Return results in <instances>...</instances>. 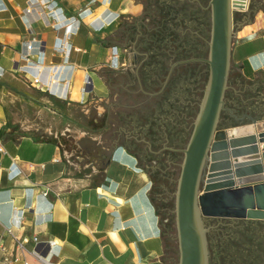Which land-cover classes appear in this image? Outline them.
I'll return each mask as SVG.
<instances>
[{
  "label": "crops",
  "instance_id": "1",
  "mask_svg": "<svg viewBox=\"0 0 264 264\" xmlns=\"http://www.w3.org/2000/svg\"><path fill=\"white\" fill-rule=\"evenodd\" d=\"M143 12L138 0H0V264H177L167 173L108 132L103 107L89 114L128 47L122 26ZM235 35L237 76L261 85L264 111V10Z\"/></svg>",
  "mask_w": 264,
  "mask_h": 264
},
{
  "label": "rangeland",
  "instance_id": "2",
  "mask_svg": "<svg viewBox=\"0 0 264 264\" xmlns=\"http://www.w3.org/2000/svg\"><path fill=\"white\" fill-rule=\"evenodd\" d=\"M138 1L144 12L141 18L132 21L130 32L122 34V42H127L128 47L121 51V64L113 73L104 74L108 90L103 98L92 99L89 114L91 117L95 113L93 106L103 107V111L99 110L104 118L115 121V126L110 127L114 131L108 132L120 134L121 142L142 156H150L153 166L167 173L175 193L183 159L180 149L188 141L203 96L207 64L194 62L176 66L162 89L174 62L208 56L209 0ZM263 3L264 0H247L244 9L232 10L231 43L245 18L253 19ZM168 10L172 15L166 23V37L159 45H154L149 39L151 30L160 23L159 12ZM235 65L230 57L225 102L239 113L245 109L259 110L256 112L261 116L264 111L252 102L261 85H247L237 76ZM224 119L220 114V127L232 124ZM95 129L104 130L103 121L90 122L89 132ZM164 147L172 148L173 152L162 154ZM172 200L175 201V194ZM226 219H203L209 264H264V221L258 224Z\"/></svg>",
  "mask_w": 264,
  "mask_h": 264
},
{
  "label": "water",
  "instance_id": "3",
  "mask_svg": "<svg viewBox=\"0 0 264 264\" xmlns=\"http://www.w3.org/2000/svg\"><path fill=\"white\" fill-rule=\"evenodd\" d=\"M210 38L206 58L174 62L173 68L190 61L204 62L208 77L192 130L183 149L175 190L177 264H209L202 222L205 218L264 221V131L230 135L227 130L256 126L252 115L236 116L225 106V90L231 57V0H209ZM228 111L235 122L218 125Z\"/></svg>",
  "mask_w": 264,
  "mask_h": 264
},
{
  "label": "flooded vegetation",
  "instance_id": "4",
  "mask_svg": "<svg viewBox=\"0 0 264 264\" xmlns=\"http://www.w3.org/2000/svg\"><path fill=\"white\" fill-rule=\"evenodd\" d=\"M247 20V18H245V21ZM130 27V26H129ZM129 27H127V29H125L126 27L125 26H122V29H121V33H124V32H127V33H129L130 32V28ZM127 30V31H126ZM194 62H200V61H190V62H186V63H180V64H177L176 66H179V65H184V64H188V63H194ZM175 66V67H176ZM174 67V68H175ZM172 72H173V70H172ZM172 72H171V74H172ZM171 74H170V76H171ZM170 76H169V78H168V80H167V82H166V84L168 83V81H169V79H170ZM166 84L165 85H163V89H162V87L160 88V90L162 89V90H164V87L166 86ZM225 106L226 107H228V108H230L231 110H232V112L236 115V116H238V117H241V116H243V115H245V114H248V115H252V116H254V115H257L258 113V111L259 110H249V109H245L244 111H242V112H237V110H235V109H233L231 106H229V105H227V102H225ZM258 109H261L262 107L259 105V106H256ZM263 110V109H262ZM257 111V112H256ZM222 116H224V120H226V121H228V122H231V123H234L235 122V119H234V117L233 116H231L230 114H229V112L228 111H226V110H224V111H222L221 113H220ZM162 151H163V153L162 154H164V153H172L173 152V149L172 148H168V147H164L163 149H162ZM153 151H149V153H152ZM156 153V152H155ZM158 153V152H157ZM158 154H160V152L158 153ZM226 220H228V221H231V222H245V223H247V222H250V221H246V220H241V219H226Z\"/></svg>",
  "mask_w": 264,
  "mask_h": 264
},
{
  "label": "trees",
  "instance_id": "5",
  "mask_svg": "<svg viewBox=\"0 0 264 264\" xmlns=\"http://www.w3.org/2000/svg\"><path fill=\"white\" fill-rule=\"evenodd\" d=\"M260 9L261 7H258ZM172 15V11L168 10V11H163V12H159V16H160V23L156 24V26L151 30L149 39L151 40L152 44L154 45H159L162 41H164L165 39V30H167V21L169 20V18H171ZM151 21L153 22V19H151ZM170 35V34H169ZM250 222H258V224L261 221H250Z\"/></svg>",
  "mask_w": 264,
  "mask_h": 264
},
{
  "label": "bare ground",
  "instance_id": "6",
  "mask_svg": "<svg viewBox=\"0 0 264 264\" xmlns=\"http://www.w3.org/2000/svg\"><path fill=\"white\" fill-rule=\"evenodd\" d=\"M247 0H231L232 7L244 9L246 7ZM258 131H264V121L259 122L256 126L253 125H243L235 128L228 129L227 132L230 135H245L252 132L257 134Z\"/></svg>",
  "mask_w": 264,
  "mask_h": 264
},
{
  "label": "built area",
  "instance_id": "7",
  "mask_svg": "<svg viewBox=\"0 0 264 264\" xmlns=\"http://www.w3.org/2000/svg\"><path fill=\"white\" fill-rule=\"evenodd\" d=\"M233 9H237V10H241L240 8H233ZM59 25H60V23H56V26L57 27H59ZM31 50V44H27L26 45V52H29ZM3 151V148L2 147H0V152H2ZM9 231V230H8ZM10 232V231H9ZM50 244H54V241H50ZM18 245L21 247L22 246V243L21 242H18ZM5 259H7V258H5ZM24 264H26V262L24 261L23 262Z\"/></svg>",
  "mask_w": 264,
  "mask_h": 264
}]
</instances>
